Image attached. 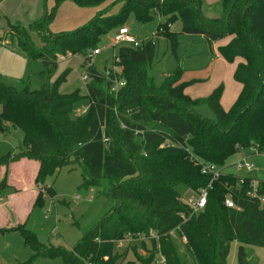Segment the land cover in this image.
<instances>
[{"label":"trees","instance_id":"trees-1","mask_svg":"<svg viewBox=\"0 0 264 264\" xmlns=\"http://www.w3.org/2000/svg\"><path fill=\"white\" fill-rule=\"evenodd\" d=\"M48 1L43 0V16L29 28L43 47L34 44L25 28L15 35L29 59L44 62L46 70L39 77L50 74L60 57L87 56L105 37L110 39L127 25L131 16L140 24L159 17L156 33L166 36L174 50L177 34L170 28L180 17L185 34L201 35L210 43L231 36L218 51L230 64L238 60L233 76L242 89L234 105L225 110L220 103L222 85L206 98L193 99L186 89L196 81L181 82L182 69L156 85L149 75L156 52L152 41L118 49V75L126 82L118 93L111 92V81L104 73L91 77V105L80 116L75 115V105L81 97L57 92L69 71L55 85L45 83L37 90L30 89V80L21 90L0 83V131L22 132L18 151L0 155V167L5 168L0 191H16L8 184L10 166L28 159L39 165L35 207L43 208L55 197L54 189L45 185L49 175L76 167L82 169L87 188L101 187L107 180L100 196L113 204L72 250L47 246L26 225L0 229V234L19 233L23 246L33 252L28 262L20 264L38 258H62L65 264H155L159 255L166 264H228L235 241L239 263L249 264L245 247L264 248V181L223 171L240 150L264 153V0H222L218 18L203 14L202 0H116L82 27L61 33H53L50 25L63 3L97 8L110 0H54L51 9ZM118 5L119 11L109 15ZM203 105L213 110L216 119L196 110ZM203 166H214L220 176L214 179L203 173ZM253 182L257 197L250 196ZM201 189L208 192L207 204L196 214L186 199L190 191L198 194ZM228 197L236 208L226 205ZM150 231L159 240L141 243L148 255H139L135 246L136 260L124 262L115 242Z\"/></svg>","mask_w":264,"mask_h":264},{"label":"rangeland","instance_id":"rangeland-1","mask_svg":"<svg viewBox=\"0 0 264 264\" xmlns=\"http://www.w3.org/2000/svg\"><path fill=\"white\" fill-rule=\"evenodd\" d=\"M10 2L11 11L7 17L0 15V31H5L4 27H10L11 32L8 34L11 38L9 44H5L4 36L0 37V83L21 90L30 80V89L37 90L45 83H50L51 86L55 85L58 78L65 71H69L66 79L58 84L57 92L61 95L78 94L81 100L75 105V110L89 109L91 100L88 95L92 92V81L84 82L83 76L87 75L97 79L101 72L111 69L114 65V55L122 45L113 47L111 46V40L109 41V38L105 37L100 45L105 49L100 56L93 58L91 68H87L85 55L69 54L65 59H58L57 65L50 74L39 77L38 74L46 70L44 62L29 59L19 47L15 35L25 27H30L43 16L45 11L43 0H11ZM207 4L210 6L209 8L205 7L208 10L206 14L209 18L221 16L222 0H208ZM114 11L117 13L119 10L114 8ZM112 13L113 10L109 12V15ZM159 22L160 18L155 17L151 23L140 24L131 16L128 24L124 26L129 28L130 33L137 40L141 42L152 41L156 45L152 66L149 69V75L153 78L155 84L162 85L168 76L177 73L179 69H182L181 82L185 81V75L191 78L188 76L190 72L191 74H197L198 83L193 84L194 87L189 90V95L196 97V99L203 98L222 85L223 92L220 103L225 110H229L238 99L242 89V86L235 81L233 76L238 60L233 64L229 63V69L227 70L220 68L212 70L210 62L213 53L209 50V42L204 37L183 33L182 19L177 17L170 28L172 32L177 34V46L173 50L170 40L166 36L156 33ZM11 26H16V30ZM32 39L37 47L41 46L42 41L40 42L41 39L37 34ZM230 40L231 36L217 43L226 44ZM209 89H212V91H209ZM1 110L2 107L0 106V113ZM196 110L204 117L212 120L216 119L215 113L208 105L198 107ZM101 138L103 143V137ZM21 142L22 132L20 130L12 129L9 134L0 131V155L14 154L18 151ZM243 150L245 151L240 150L228 160V166L223 172L252 179L256 182L264 181V153H254L250 149ZM86 151V149H83V152ZM243 160L252 164L254 168L252 170H238L236 164ZM45 185L54 189L55 197L52 200L49 199L45 207L35 209L27 227L37 233L39 240L47 246L52 245L72 250L84 235L99 224L105 215L111 211L112 202L104 195L100 196V192L108 186L107 180L102 181L101 187L87 188L83 185L82 169L79 167L73 170H69V168L58 170L55 174L46 178ZM189 194L190 197L186 199V203L190 207L197 194L192 191ZM171 235L175 236L174 232ZM124 238L121 240L125 241ZM133 239L125 242L130 244L129 246L125 244L126 247L124 248L117 247V242H115V251L124 256V262L136 260L132 250L135 246L139 248V255H148L147 250L141 245L142 238L139 240ZM182 240L187 244L185 237ZM20 242L18 233L0 234V264L28 262L33 252L19 245ZM147 247L150 248V244ZM245 248L247 252L246 260L249 261V264H264V248L256 246H246ZM237 249L238 245L235 241L231 244L228 264H240L237 258ZM155 261V264H162L160 255L157 256ZM31 264L65 263L62 258H38Z\"/></svg>","mask_w":264,"mask_h":264},{"label":"crops","instance_id":"crops-1","mask_svg":"<svg viewBox=\"0 0 264 264\" xmlns=\"http://www.w3.org/2000/svg\"><path fill=\"white\" fill-rule=\"evenodd\" d=\"M10 1L11 0H3L0 3V15L2 14L3 16L7 17L8 13H10L11 11V8L9 6V3H11ZM114 1L116 0H110L106 4L100 7H97V8L79 7L71 1H67L63 3L60 9L58 10L55 20L50 25V29L53 33H61V32H68V31L76 30L82 27L83 25H85L86 23H88L92 18H94V16L99 11L106 8L110 3ZM202 1H203V14L207 18H209L206 14L208 10L205 9V7L207 8L210 7L207 4L208 0H202ZM53 5H54V0H49L48 9H51ZM115 8L119 10L121 8V5H118ZM115 13L116 11H114L113 9L112 14H115ZM29 28H30L29 26L25 27V30L28 31L32 39L36 35V33L30 31ZM4 29L5 31L3 30L0 32H1V35L4 36L3 40L5 44H9V40H11V38L8 35L9 33H11L10 27L8 28L4 27ZM221 45L223 44H220L217 42L208 43V48L213 53V58L210 62L211 64L210 66L212 70H214L215 68H220L222 70L229 69V63L226 62L219 54L218 48ZM42 46H43V43L41 42V46H39L38 48ZM195 72H198V71H195ZM101 73L99 74V77L101 76ZM188 76H190L191 78H188L187 75H185V81L183 82L196 81L194 85L198 83L197 82L198 79H196L197 74H191L190 72ZM194 85H191L190 87L186 89L187 95H189L188 92L190 89L194 87ZM212 89H209V91L210 90L212 91ZM209 95L205 97H208ZM189 96L193 99H196V97H192L191 95ZM241 151L244 152L245 150H241ZM38 169H39L38 162L34 160H28V159H22L16 163H13L10 166L8 183H9V187L15 189L16 191L13 192V191H10V189L0 191V229H10L11 230L20 225H26L27 227L31 216L34 214L35 209L37 208L35 207V204H36L37 198L40 193V189L37 188L35 184V179L38 173ZM4 173H5V168L0 167V180H2ZM8 233L16 234L17 232L11 231ZM5 234L3 233L1 235H5ZM20 240L21 242L19 245H22V247H24L21 236H20Z\"/></svg>","mask_w":264,"mask_h":264},{"label":"built area","instance_id":"built-area-1","mask_svg":"<svg viewBox=\"0 0 264 264\" xmlns=\"http://www.w3.org/2000/svg\"><path fill=\"white\" fill-rule=\"evenodd\" d=\"M0 37H2L1 32H0ZM110 40L112 43L111 46L113 47L117 45H133L134 47H139L142 44L141 41L137 40V38L134 37L130 33V30L128 27L121 28L119 31H117L114 35L111 36ZM104 49L105 47H99L88 53V55L86 56V64H87L88 69L93 66L92 64L93 58H95L96 56H99L103 52ZM65 58L66 57H60L59 59H65ZM119 63H120V59L117 58L115 54L113 67L111 69H106V71L101 73V75H103V73L104 75H107V77L111 81V92L112 93H118L119 90L126 85L125 80L121 79L118 75L119 74V67H118ZM83 80L84 82H88L89 80L91 81L92 78L87 75H84ZM86 112H87V109L76 111L75 115L80 116V115L85 114ZM236 167L238 170H243V169L252 170L254 168V166L248 163L246 160H243L242 162L237 163ZM203 173L211 174L214 179H217L220 176V172L214 166H203ZM241 182L243 183V181ZM256 187H257V183L253 182L252 183L253 191L250 193L251 197H257ZM207 197H208L207 190H203V189L199 190L196 199L192 202L190 206L193 213L198 214L205 209V206L207 204ZM226 205L232 209L236 208L231 197L227 198ZM130 238L132 240H134L133 238L137 240L142 238V241L150 242V240H153V239L159 240V235L154 231H150L148 235H140V234L130 235L129 234L125 236L124 238L125 241L123 240L117 241V247L124 248L126 247V245L129 246L130 243H125V242H127L128 240H131ZM160 257H161V263L166 264L165 257L162 255H160Z\"/></svg>","mask_w":264,"mask_h":264},{"label":"water","instance_id":"water-1","mask_svg":"<svg viewBox=\"0 0 264 264\" xmlns=\"http://www.w3.org/2000/svg\"><path fill=\"white\" fill-rule=\"evenodd\" d=\"M246 262V261H245Z\"/></svg>","mask_w":264,"mask_h":264}]
</instances>
